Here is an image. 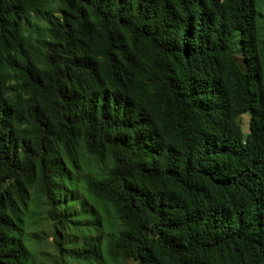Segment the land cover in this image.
I'll return each instance as SVG.
<instances>
[{"label": "trees", "instance_id": "1", "mask_svg": "<svg viewBox=\"0 0 264 264\" xmlns=\"http://www.w3.org/2000/svg\"><path fill=\"white\" fill-rule=\"evenodd\" d=\"M44 211L54 264H264V0H0V264Z\"/></svg>", "mask_w": 264, "mask_h": 264}, {"label": "rangeland", "instance_id": "2", "mask_svg": "<svg viewBox=\"0 0 264 264\" xmlns=\"http://www.w3.org/2000/svg\"><path fill=\"white\" fill-rule=\"evenodd\" d=\"M233 52L238 59H241V50L238 45V40L236 39L233 44ZM249 121L250 116L245 115L238 119L240 126L244 135L249 134ZM74 198L77 200L81 199V195L79 192L74 193ZM69 216L76 215L81 209L80 203L71 204L68 207ZM30 224L28 227L26 226V232L28 235V239L30 238L28 244L32 251V260L34 264H54L55 261L60 259V255L57 252L56 245L54 244L55 236H54V226L53 223L49 220L47 213L44 211L41 213V216L37 217V219L30 220ZM74 221V220H73ZM76 223L77 222H73ZM30 234H34V236H30ZM63 240L60 242L63 249L69 252H76L82 246V244L86 240L89 242L92 241L96 236L89 235L86 237L81 230L75 232H69L63 234ZM102 238L101 235L97 236ZM60 264H74L72 260L69 258H64Z\"/></svg>", "mask_w": 264, "mask_h": 264}]
</instances>
